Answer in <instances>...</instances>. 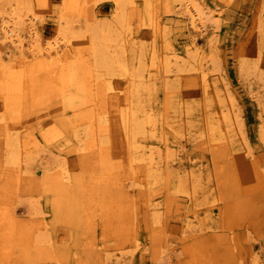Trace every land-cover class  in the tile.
Here are the masks:
<instances>
[{
    "label": "rangeland",
    "instance_id": "rangeland-1",
    "mask_svg": "<svg viewBox=\"0 0 264 264\" xmlns=\"http://www.w3.org/2000/svg\"><path fill=\"white\" fill-rule=\"evenodd\" d=\"M197 1L217 27L184 0H81L61 40L65 0H0V264H264V0Z\"/></svg>",
    "mask_w": 264,
    "mask_h": 264
},
{
    "label": "bare ground",
    "instance_id": "bare-ground-1",
    "mask_svg": "<svg viewBox=\"0 0 264 264\" xmlns=\"http://www.w3.org/2000/svg\"><path fill=\"white\" fill-rule=\"evenodd\" d=\"M80 1L81 0H65V7H64V11H63V17H61V18H63L62 19V27H61V29H60V31H59V38L61 39V40H63L64 38H65V36H67V34L69 33V20H68V14L69 13H71V12H73L78 6H79V4H80ZM90 1V0H89ZM115 2H116V4L118 5V7L120 8H118L119 10H122L125 6H123V0H114ZM147 1V0H146ZM83 3V2H82ZM18 4V3H17ZM19 4H20V9H21V6L24 4L23 2L21 3V2H19ZM85 4V3H84ZM18 6V5H17ZM180 6V5H179ZM181 9H182V12L186 15V16H188L189 17V19H190V24L193 26V28H195L196 30H199V31H201V32H205L206 30H207V22H211L212 23V25H216L217 24V21L216 20H214V11H212V10H209V9H207V8H205L200 2H198L197 0H184V2H182L181 3ZM15 7V6H14ZM14 7H13V9H14ZM23 8H25V9H27V11L28 12H30V14H31V17L32 16H34L35 14H34V10L32 9V7L28 4V3H25V5H24V7ZM79 8V7H78ZM77 8V9H78ZM179 8V7H178ZM18 9V8H17ZM19 10V9H18ZM83 10V9H82ZM125 10V9H124ZM123 10V11H124ZM21 12V11H20ZM20 12H18L17 10H13L12 11V13H11V15L8 17V18H6L8 15L5 13V12H3V13H5V16H3L4 18H1V19H3V21L1 22L2 23V31H3V36H5V38H7V40H9V41H11V43H14L16 46H17V48L18 47H20L21 45H22V35L19 33V30L17 29L18 27H16L17 25H18V23L17 22H15V19L17 18H20V17H23L22 15L20 16ZM1 13V12H0ZM3 13H2V15H3ZM23 14V13H22ZM25 14V13H24ZM119 15L121 16V15H123V14H120L119 13ZM119 15H116V20L118 19V18H120V16ZM126 15H128V14H126ZM1 16V15H0ZM26 16V15H25ZM28 16V15H27ZM30 16V15H29ZM117 16H119L118 18H117ZM123 18V17H122ZM129 18V17H128ZM22 19V18H21ZM35 19V18H34ZM124 20H125V18H123ZM24 20V19H23ZM17 21V20H16ZM120 21V20H119ZM122 21V20H121ZM125 22H127L126 20H125ZM124 22V23H125ZM129 22V21H128ZM123 23V24H124ZM122 24V25H123ZM211 25V24H210ZM216 27H217V25H216ZM104 29V28H103ZM106 30V29H105ZM98 33V32H97ZM29 34L32 36V37H34V38H38V32H37V30H36V28H34V25L33 26H31V29H30V31H29ZM75 34V33H74ZM75 36V35H74ZM98 36H102V33L100 32L99 34H98ZM108 36V35H107ZM106 36V37H107ZM76 37V36H75ZM74 38V37H73ZM79 38V37H78ZM97 38H101V39H105V37H104V35L102 36V37H95L94 38V40L91 42V49H92V51H93V55H94V58L93 59H96L95 60V62L97 63V64H99L100 63V61L101 62H105L104 60H103V56H106V55H108L107 53H106V55H104V52H103V50H101L102 48L100 47V45L99 44H96V43H98L97 41H95V39H97ZM212 38H213V36H212ZM4 39V38H3ZM101 39H100V43L102 42L101 41ZM110 39H111V37H110ZM6 40V41H7ZM88 40V39H87ZM106 40V39H105ZM112 40V39H111ZM212 40V39H211ZM96 43H95V42ZM193 41H194V39H193ZM196 41V40H195ZM28 42V41H27ZM72 42L73 41H70V47L72 48ZM107 42V41H106ZM108 42H109V40H108ZM112 42V41H111ZM39 43L40 42H38V39H36V41L34 40V41H32L31 42V44H30V46H29V48L32 50V52L34 51H36V50H42L43 48H42V46L41 45H39ZM42 43V42H41ZM58 43V41H56V40H54V41H52V42H47V46L46 47H44V49H45V52H44V55L46 56V54H47V56H51V57H53L55 60H56V62H61V66H60V70H62V69H66L65 68V66H66V62L64 61V63H63V58H60V51L58 50V48L59 47H57L56 46V44ZM104 43V42H103ZM110 43V42H109ZM107 44V43H106ZM87 46H88V44H86ZM108 45V44H107ZM106 46V45H105ZM109 46V45H108ZM107 46V47H108ZM89 47V46H88ZM110 47V46H109ZM71 48H69V53H68V56L66 55V57H65V59H67V57H69L70 56V49ZM104 49V48H103ZM109 49V48H108ZM90 50V49H89ZM105 50V49H104ZM24 51V50H23ZM43 53V52H42ZM81 53V52H80ZM35 54V53H34ZM113 54V53H112ZM176 54V53H175ZM81 55V54H80ZM108 56H111V55H108ZM113 56V55H112ZM111 56V57H112ZM116 57V56H115ZM26 58V57H25ZM101 58V59H100ZM107 58V57H106ZM114 58V57H113ZM175 58V57H174ZM97 59H99L100 61L98 62V60ZM108 59H109V57H108ZM52 60V59H51ZM74 60V59H73ZM110 61H111V59H109ZM48 62V61H47ZM76 62V61H75ZM95 62H94V66L96 65L97 66V64H95ZM79 63H80V61H79ZM127 63V62H126ZM125 63V64H126ZM132 63V62H131ZM5 64V63H4ZM9 64V63H8ZM45 64V63H44ZM58 64V63H57ZM82 63H80V65H81ZM104 64V63H103ZM112 64V63H111ZM114 64H115V61H114ZM124 64V63H123ZM122 63H121V65H123ZM130 64V63H129ZM128 64V66H130ZM106 65V64H105ZM110 65V64H109ZM109 65H107V68H108V66ZM116 65V64H115ZM120 65V64H119ZM247 65V64H246ZM4 67H3V72H2V74H4L3 76H4V86L6 87L7 86V84H8V81L10 80L9 79V73H8V66H6V65H3ZM74 65H72V67H73ZM128 66H126V67H124V65H123V67L125 68V70L128 72V75H129V71H128V69L127 68H129ZM169 66V65H168ZM67 67V66H66ZM71 67V66H70ZM121 67V66H120ZM170 67V66H169ZM68 68V67H67ZM76 68V67H75ZM95 68H97V67H95ZM95 68H93V70L95 69ZM74 69V68H73ZM85 69V68H84ZM131 69V68H130ZM71 70V69H70ZM76 70V69H75ZM86 70V69H85ZM92 70V71H93ZM99 70V69H98ZM100 70H101V68H100ZM138 70V69H137ZM73 71V70H72ZM70 72V71H69ZM84 72L85 71H83V74H84ZM88 72V71H87ZM107 72H108V74H109V71L107 70ZM111 72V71H110ZM66 73V72H65ZM73 73V72H72ZM79 73V72H78ZM91 73V72H90ZM100 73V72H99ZM115 73V72H114ZM136 73V72H135ZM67 74V73H66ZM74 74H75V72H74ZM85 74H88V75H90L89 74V72L88 73H86L85 72ZM84 74V75H85ZM125 74V73H124ZM136 74H138V73H136ZM72 76H74V79L76 78V74L75 75H73V74H71ZM78 75V74H77ZM100 75H101V73H100ZM132 75V74H131ZM79 76V75H78ZM86 76V75H85ZM127 76V75H126ZM137 76V75H136ZM84 77V76H83ZM88 77V76H87ZM86 77V78H87ZM92 77V76H91ZM108 77H110V76H108ZM112 77V76H111ZM133 77H134V75H133ZM69 78V77H68ZM72 78V77H71ZM130 78V77H129ZM135 78V77H134ZM1 79V78H0ZM73 79V78H72ZM73 79V80H74ZM109 79H111V78H109ZM108 79V80H109ZM70 80V79H69ZM88 80V79H87ZM95 80V79H94ZM2 81V80H1ZM68 81V80H67ZM71 81V80H70ZM69 81V82H70ZM75 81H77L76 79H75ZM83 81H84V79H83ZM3 82V81H2ZM68 82V83H69ZM73 82V81H72ZM98 82H100V80L98 81ZM71 83V82H70ZM69 83V84H70ZM80 83V82H79ZM136 83H138V82H136ZM77 84V83H76ZM111 84H113V83H111ZM110 84V85H111ZM78 85V84H77ZM109 85V84H108ZM133 85V84H132ZM137 85V84H136ZM134 86V88L136 89L135 91H137V90H140L141 89V87L140 86ZM139 85H141L142 86V84H139ZM34 86V85H33ZM103 87V86H102ZM137 87L139 88V89H137ZM83 88V87H82ZM109 88H110V86H109ZM113 90H114V88H113V85H112V87H111ZM111 89V90H112ZM116 89H117V87H116ZM115 89V90H116ZM145 89V88H144ZM113 90L111 91V93L113 92ZM133 90V89H132ZM96 91V90H95ZM98 91V90H97ZM102 91H104V92H106L107 91V89H105V90H103L102 89ZM101 91V92H102ZM134 90H133V92H135ZM93 92H94V90H93ZM119 92H121V91H119ZM108 92H106V94H107ZM114 93H115V91H114ZM132 93V92H131ZM95 94V93H94ZM96 94H97V92H96ZM139 93H137V95H138ZM103 95V94H102ZM105 95V94H104ZM103 95V96H104ZM111 94L109 93V96H110ZM136 95V94H135ZM17 96V95H16ZM106 96V95H105ZM108 96V95H107ZM112 96L113 95H111L109 98H110V100H111V98H112ZM132 96H134L133 94H132ZM14 97V96H13ZM99 97H101V95H99ZM98 97V98H99ZM136 97V96H135ZM9 98V97H8ZM16 98V97H15ZM26 98V97H25ZM108 98V99H109ZM11 99V100H10ZM9 99V101H12L13 100V98H10ZM99 99H102V98H99ZM113 99V98H112ZM98 100V99H97ZM106 100H107V98H106ZM116 99H113V101H115ZM127 100V99H126ZM138 99H137V97H136V100H135V102L137 101ZM140 100V99H139ZM138 100V101H139ZM7 101H8V99H7ZM101 101V100H100ZM140 101H142V100H140ZM13 102V101H12ZM89 102V101H88ZM102 102V101H101ZM106 102V101H105ZM105 102H103V103H105ZM107 102H110V101H108L107 100ZM125 102V101H124ZM134 101H132V103H133ZM87 103V102H86ZM115 103V102H114ZM117 103V102H116ZM99 104V103H98ZM106 104V103H105ZM104 104V105H105ZM108 104V103H107ZM106 104V105H107ZM126 104V103H125ZM137 104H138V102H137ZM136 104V105H137ZM95 105H97V103H95ZM100 105V104H99ZM116 105V104H115ZM134 105H135V103H134ZM133 105V106H134ZM135 105V106H136ZM141 105V104H140ZM144 105V104H143ZM235 105V104H234ZM132 106V107H133ZM95 107V106H94ZM141 107V106H140ZM97 108V107H96ZM105 108V107H104ZM104 108H102V109H104ZM127 109H129L128 107H126ZM137 108V110H138V107H136ZM144 108V107H143ZM146 108V107H145ZM95 109V108H94ZM101 110V109H100ZM99 110V107H98V114H100L101 113V111ZM105 110V109H104ZM130 110V109H129ZM140 110V109H139ZM188 110H190V109H188ZM95 111V110H94ZM99 111H100V113H99ZM103 111V110H102ZM108 112V110H105L104 111V113L105 112ZM123 111V110H122ZM132 111H134L133 109H132ZM141 111V110H140ZM93 112V111H92ZM129 112V111H128ZM146 112V111H145ZM89 113V112H88ZM103 113V114H104ZM121 113H123V112H121ZM133 113V112H132ZM93 114V113H92ZM139 114V113H138ZM88 115H90V114H88ZM125 115V114H124ZM124 115H123V117H124ZM136 115H137V111H136ZM135 114H134V116H136ZM142 115H144V113H142ZM91 116V115H90ZM122 116V115H121ZM129 116H131L130 115V113H127L126 114V116L125 117H129ZM148 116H149V114H148ZM94 117H95V115H94ZM94 117H93V119H94ZM100 117V115H98V118ZM110 118V117H109ZM112 118V117H111ZM126 118V119H127ZM140 118V117H139ZM146 118V117H145ZM211 118V117H210ZM102 119V118H101ZM118 119V118H117ZM130 119V118H129ZM141 119V118H140ZM209 119V118H208ZM107 120H108V118H107ZM111 120V119H110ZM110 120H108L109 122H110ZM114 120V119H113ZM123 120V119H122ZM125 120V119H124ZM124 120H123V122L122 123H124ZM143 120H144V118H143ZM153 120V119H152ZM152 120H145V121H148L149 123H152ZM99 121H100V119H99ZM112 121V120H111ZM144 121V122H145ZM210 121V120H209ZM227 121V120H226ZM103 122H105L104 120H103ZM89 123H91V122H89ZM102 123V122H101ZM107 123V122H106ZM112 123H113V121H112ZM128 123V122H127ZM147 123V122H146ZM102 124H105V123H102ZM115 124V123H114ZM145 124V123H144ZM143 124V125H144ZM106 125V124H105ZM113 125V124H112ZM123 125V124H122ZM125 125V124H124ZM124 125L122 126V130H124L123 128H124ZM127 125V124H126ZM134 125V124H133ZM145 125H147V124H145ZM144 125V126H145ZM149 125V124H148ZM220 125V124H219ZM102 126H104V125H102ZM102 126H101V128H102ZM212 126V125H211ZM120 128H121V126H120ZM126 128H127V126H126ZM135 128H136V130L138 131V130H141L142 129V126L141 125H136L135 126ZM216 128H217V126H216ZM222 128V127H221ZM220 128V130H222ZM218 130H219V126H218V128H217ZM89 130V129H88ZM107 130H109V129H107ZM114 130V129H113ZM121 130V131H122ZM209 130L211 131V128H209ZM127 131H129V132H127V137H128V139H130V136H129V134H130V129H129V126H128V128H127ZM223 131V130H222ZM134 132V131H133ZM136 132V131H135ZM213 132V131H212ZM215 132V131H214ZM220 132V131H219ZM113 133V132H112ZM123 134L125 133V131H123L122 132ZM122 133H121V137L123 138V137H125L124 135L122 136ZM222 132H220V134H221ZM137 134V133H136ZM223 134V133H222ZM135 135V134H134ZM214 135V134H213ZM114 136V135H113ZM112 136V137H113ZM219 136V135H218ZM105 137V136H104ZM110 137V136H109ZM126 137V138H127ZM222 138V137H221ZM220 138V139H221ZM105 139V138H104ZM112 139H114V138H112ZM127 140V139H126ZM130 141V140H129ZM216 141V140H215ZM103 142V141H102ZM124 142H127V141H124ZM220 143H221V141H220ZM138 144V143H137ZM213 144V143H212ZM127 145V144H126ZM125 146V145H124ZM135 150V149H134ZM171 152V151H170ZM170 154V153H169ZM173 155V154H172ZM102 156L104 157L105 156V154L104 153H102ZM101 156V157H102ZM123 156V155H122ZM121 156V157H122ZM126 156V155H125ZM125 156H123L122 158L124 159V157ZM130 156V155H129ZM106 157V156H105ZM104 157V158H105ZM107 157H110V155H107ZM130 158V157H129ZM128 158V159H129ZM152 158V157H151ZM150 158V159H151ZM155 159V158H154ZM124 161V160H123ZM132 160L130 159V162H131ZM153 161V160H152ZM8 161H6V163H7ZM20 162H21V157H20V154H19V152H17V153H14V154H12L11 155V157L9 158V164H8V171H9V175H10V179H12V180H15V181H19L21 178H20V175L22 174V172H21V168H20ZM130 162L128 161V163L130 164ZM133 162V161H132ZM126 164V163H125ZM108 165H109V163H108ZM123 167H124V165H123ZM151 167H152V164H151ZM109 168V167H108ZM130 168H131V170L134 172V168L132 167V163L130 164ZM149 172V171H148ZM64 175H65V177H69V174H68V172H65L64 171ZM134 176V175H133ZM135 177V176H134ZM149 177V176H148ZM142 178V177H141ZM138 179V178H137ZM150 179V178H149ZM150 183V182H149ZM183 185H182V187H180L181 188V190L183 189ZM186 188V187H185ZM184 188V189H185ZM183 189V190H184ZM183 192V191H182ZM189 192V191H188ZM187 192V193H188ZM139 201V200H138ZM36 209V208H35Z\"/></svg>",
    "mask_w": 264,
    "mask_h": 264
}]
</instances>
